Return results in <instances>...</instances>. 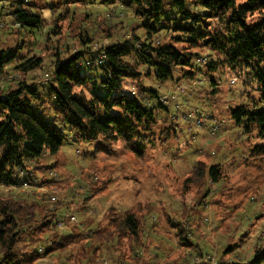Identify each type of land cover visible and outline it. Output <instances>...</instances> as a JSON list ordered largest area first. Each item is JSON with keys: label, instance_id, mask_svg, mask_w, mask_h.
<instances>
[{"label": "trees", "instance_id": "16d2710c", "mask_svg": "<svg viewBox=\"0 0 264 264\" xmlns=\"http://www.w3.org/2000/svg\"><path fill=\"white\" fill-rule=\"evenodd\" d=\"M54 3L10 0L6 15L20 32L42 35L47 24L42 9L57 13L61 2ZM63 9L47 34H61L66 19L73 23L74 15H83L74 34L81 48H57L53 69L41 81L3 85L9 65L25 73L42 67L44 59L23 54L24 42L0 49V186L39 183L43 195L40 200L17 192L0 196V264H37L59 251L69 264H140L148 237L143 209L120 215L110 207L95 225L84 219L82 226L70 227L71 214L107 193L111 181L88 192L68 212V202L53 201L42 189L56 181L58 161L53 158L65 141L83 146V157L109 155L121 144L139 155L166 145L177 136L180 117L163 96L173 95L178 86L184 91L183 84L196 75H208L207 83L214 85L215 73L230 71L236 75L232 83L241 82L250 92L248 101L230 107L229 116L246 141H257L250 150L264 169V0H64ZM101 11L106 19L105 12L118 20L98 31L91 24L100 21L95 13ZM222 167V162L198 160L187 181L201 188L219 184L225 177ZM215 196L210 193L204 202L184 209L182 219L166 213L178 243L194 250L190 261L179 264H209L196 240L208 236L197 215ZM236 248L225 245L217 264H264V237L256 240L249 259L240 251L227 258Z\"/></svg>", "mask_w": 264, "mask_h": 264}, {"label": "rangeland", "instance_id": "374dc122", "mask_svg": "<svg viewBox=\"0 0 264 264\" xmlns=\"http://www.w3.org/2000/svg\"><path fill=\"white\" fill-rule=\"evenodd\" d=\"M26 1L38 5L56 1L54 4L57 6L61 2L57 13L64 10V0ZM9 2L0 0V49L6 46L16 48L24 42L20 51L25 55L42 57L44 65L23 73L14 70L11 64L7 67L3 85L14 87L23 79L39 82L47 71H52L57 48L66 51L67 44L81 48L74 34L80 31L79 22L83 15H74L73 23L66 19L61 34L55 36L51 35L52 32L48 35L47 32L52 31V25L57 21V13L45 7L42 9L47 21L45 29L42 35H32L20 32L18 25L10 21L6 15ZM102 12L95 13L100 23L91 24L98 31L118 20L115 15L105 12L108 16L106 19ZM196 76L183 84L185 90L176 100L169 101L170 107L177 110L180 118L177 136L166 145L149 148L144 155H139L121 144L109 155L88 154L83 157V146L65 141L59 154L53 158L58 161L54 176L56 181L43 186L44 191L56 199L69 203L68 212L74 211L97 186L106 180L111 181L107 193L89 201L87 209H78L73 213L76 220L69 218L67 223L70 227L82 226L80 224L84 219L86 223H91L90 226L95 225L110 207L120 215L132 210L139 212L142 208L143 213L147 214L148 237L140 264H179L186 258L190 261L189 253H194V250L178 243L176 230L165 218L166 213H174L178 219H182L180 215L184 209L196 205L199 200L204 202L210 193L215 192V202L205 209L201 208L197 215L203 222L202 229L208 233L207 237L196 238L197 242L205 254H214L216 262L221 260L225 245L230 244L237 248L227 258L238 251L247 255V259L252 257L256 240L264 237V169L250 150V143L254 145L257 141L253 138L250 142L246 141L248 136L233 126L228 112L231 106L248 101L250 90L244 88L241 82H236L237 86L232 83L236 75L230 71L215 73L214 85L207 83V79H210L208 75ZM84 150L87 151V148ZM198 160L209 165L222 162L224 181L219 184L206 183L203 188L193 180L187 181ZM39 186V183L28 188L0 186V196L17 192L27 200H40L43 195L39 192ZM206 187L209 192L205 194ZM221 187L224 188L222 192ZM188 216L192 220L195 215L189 211ZM85 235H88L87 230ZM66 258L65 252L59 251L37 264H69ZM206 262L210 264L209 260Z\"/></svg>", "mask_w": 264, "mask_h": 264}, {"label": "built area", "instance_id": "2783aa9c", "mask_svg": "<svg viewBox=\"0 0 264 264\" xmlns=\"http://www.w3.org/2000/svg\"><path fill=\"white\" fill-rule=\"evenodd\" d=\"M98 63L100 64V63H101V60H99ZM45 78H47V76H46ZM183 89H184L183 86H178V87L173 91V95L170 96L169 94H166V95L163 96V98H164V99H169V101H170V100H174L175 97H176V95L178 94V92H179V91H183ZM42 189L45 190L44 187H43ZM52 199L55 200L56 197H55V196H52ZM70 218H71V221L76 220V216H75L74 214L71 215ZM61 226H62V224H61ZM40 250H43V249L40 248ZM213 256H214V254H212V255H211V254H207L206 257H207L208 260L210 261V264H212V263H213V264H217V262L214 260L215 257H213ZM210 259H212V260H210ZM202 261H203V259H199V258L197 259V262H202ZM104 263H105V264H108L107 261H104Z\"/></svg>", "mask_w": 264, "mask_h": 264}]
</instances>
